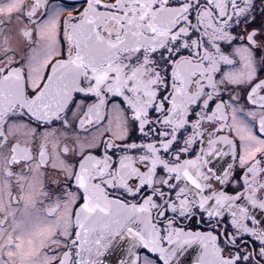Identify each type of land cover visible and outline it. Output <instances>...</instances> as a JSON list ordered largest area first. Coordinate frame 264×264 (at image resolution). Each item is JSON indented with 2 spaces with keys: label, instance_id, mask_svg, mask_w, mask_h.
<instances>
[{
  "label": "snow or ice",
  "instance_id": "6c2138e0",
  "mask_svg": "<svg viewBox=\"0 0 264 264\" xmlns=\"http://www.w3.org/2000/svg\"><path fill=\"white\" fill-rule=\"evenodd\" d=\"M0 264H264V0H0Z\"/></svg>",
  "mask_w": 264,
  "mask_h": 264
}]
</instances>
